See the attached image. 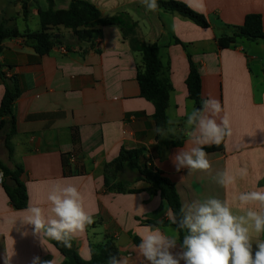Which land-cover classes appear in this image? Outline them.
<instances>
[{
	"label": "crops",
	"instance_id": "0c3cea01",
	"mask_svg": "<svg viewBox=\"0 0 264 264\" xmlns=\"http://www.w3.org/2000/svg\"><path fill=\"white\" fill-rule=\"evenodd\" d=\"M82 1L95 6L103 18L119 16L120 26L98 30L94 47L80 45L64 28L58 36L71 47L69 51L62 45L39 56L21 38L3 43L1 71L16 79L21 95L13 106L12 156L5 147L7 126L0 137V161L10 169L23 168L20 181L26 187L27 208L40 206L46 215H51L47 195L53 186L78 188L85 210L94 218L93 224L73 238L83 261L91 259L93 247L112 239L129 264H140L136 245L139 235L151 226L148 223L164 224L158 228L165 234H172L175 227L159 192L150 190L138 173L125 170L122 188L106 187L105 166L122 149H145L141 166L163 172L175 184L182 205L211 196L226 200L235 214L242 215L246 207L239 204L238 195L264 189V40H241L230 49H221L217 42L231 34L228 27H241L248 15H260L264 28V0H175L205 15L208 29L175 13L149 11L141 0ZM53 2L58 11L68 10L71 4V0ZM47 9L48 0H2L0 27L20 33L40 31L38 12ZM141 45L159 47L161 78L170 85L167 117L172 124L167 129L172 131L161 141L184 138L181 147L156 140L154 106L141 98L137 81L142 61L137 48ZM190 63L199 68L202 100L218 99L220 117L226 115L231 128L223 150L207 153L212 165L209 172L177 171L172 163L177 150L192 147L185 135V113L197 108L186 85ZM4 93L0 76V105ZM241 169L246 170L245 176L240 175ZM224 170L236 177L228 187L214 180ZM247 207L264 210L258 204ZM26 209L17 210L0 184V264L7 254L10 264H31L37 256L62 264L64 257L50 240L43 238L42 245L31 234V226L22 223ZM24 231L29 234L22 235ZM260 241H264L263 233H253V252ZM179 247L178 242L174 251Z\"/></svg>",
	"mask_w": 264,
	"mask_h": 264
},
{
	"label": "clouds",
	"instance_id": "9594fccd",
	"mask_svg": "<svg viewBox=\"0 0 264 264\" xmlns=\"http://www.w3.org/2000/svg\"><path fill=\"white\" fill-rule=\"evenodd\" d=\"M149 11L158 8L157 0H141ZM221 102L209 96L201 101L200 108L185 113V135L190 148H181L172 156L177 171L187 168L193 171L209 172L212 168L205 146L220 145L226 136L231 135L228 117H220ZM219 118V119H218ZM172 124V121H168ZM154 131L164 137L172 131L156 127ZM241 169L240 175L245 176ZM4 176L0 172V183ZM214 180L222 187L235 183L236 177L228 170L217 172ZM237 200L246 211L235 214L226 200L208 197L184 204L179 214L168 212V220L175 225L172 234H165L158 227L147 226L139 235L136 245L140 264H264V241L256 243L253 252L252 234L264 233V210L257 211L248 205L258 204L264 209V189L242 192ZM51 215H46L40 206H30L25 211L23 224L30 225L31 234L63 244L70 248L72 239L94 223L93 215L85 210L83 196L72 184L52 187L47 195ZM185 233L178 239L179 233ZM29 233L24 231L22 235ZM179 242V251L177 244ZM11 256H5L4 264H10ZM31 264H54V261H41L34 257ZM106 264H129L126 256H109Z\"/></svg>",
	"mask_w": 264,
	"mask_h": 264
},
{
	"label": "trees",
	"instance_id": "16d2710c",
	"mask_svg": "<svg viewBox=\"0 0 264 264\" xmlns=\"http://www.w3.org/2000/svg\"><path fill=\"white\" fill-rule=\"evenodd\" d=\"M157 10H164L175 13L186 18L202 29L210 28V23L205 15L192 10L185 3L170 0H157ZM24 14H27L24 6ZM41 30L37 32L26 31L20 33L17 29H6L0 27V55L3 52V43L8 39L21 38L24 45L32 48L39 56L50 54L54 48L65 46L66 50H71L68 44H65L61 36H58L60 28L71 31L75 40L81 44H90L95 46V39L98 30L105 26H120L119 16L103 18L100 11L93 5L82 0H71L68 10L58 11L54 7L53 0H48V9L38 12ZM231 29L230 35L218 38L217 42L221 49H230L235 47L239 41L247 40L258 42L264 40L263 21L260 15H248L241 27H228ZM142 56L141 64L138 66L137 81L140 87V96L154 106L153 121L156 127L167 129L168 117L167 110L170 100V85L161 78L163 65L160 60V51L157 45H141L137 48ZM0 76L5 82V93L0 105V137L3 130L9 126V132L6 134L5 147L10 157L12 156L11 138L16 131V121L13 111L15 101L20 97L21 91L14 77L7 78L1 71ZM186 85L189 92V98L193 100L197 108L201 107L202 101V81L197 65L190 63V73ZM161 135L156 133L158 144L165 146L181 147L184 138L177 140L161 141ZM223 141L220 145L206 147L207 153L222 151ZM145 149L126 150L122 149L117 159L105 166V184L109 190L122 188L121 175L125 170L136 172L140 175V180L149 185V189L159 192L162 200L167 204L170 211L179 214L182 206L180 197L175 184L158 169H148L141 166V161L145 156ZM64 166H68V159H64ZM0 171L3 172L5 181L2 186L11 204L17 210H24L28 206V196L25 185L20 181V175L23 168L19 165L15 169H10L0 161ZM16 181V186L8 187V183ZM154 227H162L164 224L149 222ZM175 227V225H173ZM185 233H179V239H182ZM49 239V238H48ZM264 239V233H263ZM54 247L64 257L62 264H106L109 256L119 255L116 244L112 239H108L104 244L95 246L91 249V259L83 261L79 256L75 242L72 239L71 247H65L63 244L49 239Z\"/></svg>",
	"mask_w": 264,
	"mask_h": 264
},
{
	"label": "water",
	"instance_id": "95a60500",
	"mask_svg": "<svg viewBox=\"0 0 264 264\" xmlns=\"http://www.w3.org/2000/svg\"><path fill=\"white\" fill-rule=\"evenodd\" d=\"M16 186V181L12 180L11 182L8 183V187L13 188Z\"/></svg>",
	"mask_w": 264,
	"mask_h": 264
},
{
	"label": "built area",
	"instance_id": "2783aa9c",
	"mask_svg": "<svg viewBox=\"0 0 264 264\" xmlns=\"http://www.w3.org/2000/svg\"><path fill=\"white\" fill-rule=\"evenodd\" d=\"M72 159H73V157H71ZM0 172H2V171H0ZM3 173V172H2ZM3 176H4V174H3ZM5 181V177H4V179H3V182ZM3 182L2 183H0V184H3Z\"/></svg>",
	"mask_w": 264,
	"mask_h": 264
},
{
	"label": "rangeland",
	"instance_id": "374dc122",
	"mask_svg": "<svg viewBox=\"0 0 264 264\" xmlns=\"http://www.w3.org/2000/svg\"><path fill=\"white\" fill-rule=\"evenodd\" d=\"M0 2H2V0H0ZM30 24H32V23H30ZM30 24H29V25H30ZM9 27H12V25H10ZM3 28H5V25H4ZM250 44H251V43H250ZM251 45H253V44H251Z\"/></svg>",
	"mask_w": 264,
	"mask_h": 264
}]
</instances>
